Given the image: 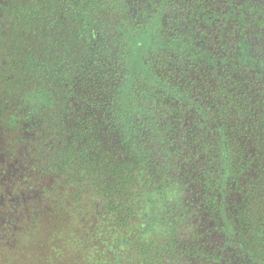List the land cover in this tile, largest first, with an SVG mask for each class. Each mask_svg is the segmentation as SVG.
<instances>
[{"label": "trees", "instance_id": "1", "mask_svg": "<svg viewBox=\"0 0 264 264\" xmlns=\"http://www.w3.org/2000/svg\"><path fill=\"white\" fill-rule=\"evenodd\" d=\"M0 3V263H40L41 236L52 264H264L263 95L204 104L183 82L197 114L176 106L154 68L170 31L137 0ZM245 173L236 229L217 195Z\"/></svg>", "mask_w": 264, "mask_h": 264}, {"label": "flooded vegetation", "instance_id": "2", "mask_svg": "<svg viewBox=\"0 0 264 264\" xmlns=\"http://www.w3.org/2000/svg\"><path fill=\"white\" fill-rule=\"evenodd\" d=\"M137 1L151 17L143 22H160L159 27L163 22L170 31L164 35L171 41V48L161 47L160 60L155 58L154 68L173 84L175 81L180 83L173 92L176 106L187 109L191 117L197 114L194 105L180 93L179 88L185 82L196 99L193 101L198 103L201 100L204 104L214 99L223 100L226 93L234 99L241 96L244 104L247 99L264 97V0ZM178 70L182 72L178 73ZM254 111L256 116L257 109ZM246 176L250 174H243L236 182L225 180L224 188L217 195L224 219L235 218L236 229L239 219L247 213ZM236 184L237 190L234 191ZM197 215L201 216V213ZM207 216H202V226L210 229L215 223L205 220ZM231 227L234 231L235 225ZM214 232L219 235H211V238L221 241L223 233L220 229ZM251 261L230 255L227 264H249ZM224 263L222 260L213 264Z\"/></svg>", "mask_w": 264, "mask_h": 264}, {"label": "rangeland", "instance_id": "3", "mask_svg": "<svg viewBox=\"0 0 264 264\" xmlns=\"http://www.w3.org/2000/svg\"><path fill=\"white\" fill-rule=\"evenodd\" d=\"M0 23H3V22H0ZM6 24V23H5ZM6 27V26H5ZM8 37V33L3 30L0 32V41H5V39H2L3 37ZM3 49V48H2ZM2 49L0 48V54H1V51ZM6 75L0 77V89H1V84H2V81L4 79ZM6 80V79H5ZM1 103H4V104H7L8 102H3V101H0ZM37 242H40L41 244H43L42 248H40V251L41 252V258H40V263L38 262L37 260V257L39 256V253H37L36 249L34 248V245L31 246V250H22L19 252V256H17L19 259H20V262H25L24 264H52L51 262L55 261V258L58 259L59 256H55L54 258H52L53 255H51L52 253V250H48V246H49V241L47 242V238L46 237H39ZM37 243H35L36 245ZM62 245H65V244H62ZM44 247V248H43ZM71 252V251H70ZM51 255V256H50ZM62 256V255H61ZM63 258L61 259V262L59 264H69L70 261H71V264L73 263V258H71V253L69 254L68 252L63 256ZM64 257H67L66 260H64ZM0 264H7L6 261H3L2 263ZM20 264V263H19Z\"/></svg>", "mask_w": 264, "mask_h": 264}]
</instances>
